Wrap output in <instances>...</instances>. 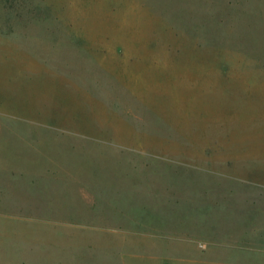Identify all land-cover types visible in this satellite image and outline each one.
<instances>
[{
	"label": "rangeland",
	"instance_id": "1",
	"mask_svg": "<svg viewBox=\"0 0 264 264\" xmlns=\"http://www.w3.org/2000/svg\"><path fill=\"white\" fill-rule=\"evenodd\" d=\"M0 264H264V0H0Z\"/></svg>",
	"mask_w": 264,
	"mask_h": 264
}]
</instances>
